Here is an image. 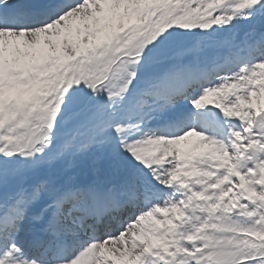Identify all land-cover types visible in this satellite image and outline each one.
<instances>
[{
	"label": "snow or ice",
	"instance_id": "obj_1",
	"mask_svg": "<svg viewBox=\"0 0 264 264\" xmlns=\"http://www.w3.org/2000/svg\"><path fill=\"white\" fill-rule=\"evenodd\" d=\"M0 264H264V0H0Z\"/></svg>",
	"mask_w": 264,
	"mask_h": 264
}]
</instances>
